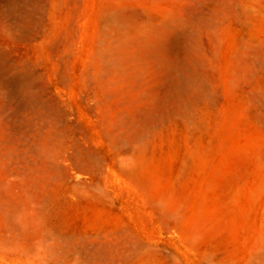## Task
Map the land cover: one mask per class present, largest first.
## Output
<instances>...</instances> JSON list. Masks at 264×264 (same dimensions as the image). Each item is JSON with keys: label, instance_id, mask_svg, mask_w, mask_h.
Instances as JSON below:
<instances>
[{"label": "rangeland", "instance_id": "rangeland-1", "mask_svg": "<svg viewBox=\"0 0 264 264\" xmlns=\"http://www.w3.org/2000/svg\"><path fill=\"white\" fill-rule=\"evenodd\" d=\"M0 264H264V0H0Z\"/></svg>", "mask_w": 264, "mask_h": 264}]
</instances>
